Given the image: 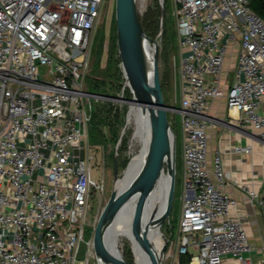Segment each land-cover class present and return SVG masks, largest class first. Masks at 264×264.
<instances>
[{"label":"built area","instance_id":"obj_1","mask_svg":"<svg viewBox=\"0 0 264 264\" xmlns=\"http://www.w3.org/2000/svg\"><path fill=\"white\" fill-rule=\"evenodd\" d=\"M105 3L0 0V264H83L82 246L93 250L90 124L93 102L114 96L93 93L87 79ZM137 3L142 14L148 0ZM172 3L182 85L180 107L169 109L181 115L185 180L179 237L167 239L162 264L183 255L189 264H254L224 159L209 161L208 113L225 94L264 141V18L249 0ZM229 56L237 60L230 85ZM241 185L264 215V185Z\"/></svg>","mask_w":264,"mask_h":264},{"label":"rangeland","instance_id":"obj_2","mask_svg":"<svg viewBox=\"0 0 264 264\" xmlns=\"http://www.w3.org/2000/svg\"><path fill=\"white\" fill-rule=\"evenodd\" d=\"M119 0H106L104 7L96 26V37L92 46V61L87 82L93 93L109 95L108 92L114 95L113 98H100L93 102V114L106 117L107 109L114 107L113 112H119L120 121L117 128V140L113 138V133L110 132L106 122H94L91 125V167L93 180L97 185H93L90 199V218L92 224L98 220L102 211L107 206L113 190L116 188V183L135 154H139L143 148L141 139L136 137L138 127L134 123V118L131 117V104L128 100L134 97L131 81L124 63L120 64V74L116 71L114 58L117 53L120 54L119 40V24H118V2ZM161 1L166 3L167 15L165 19V28L162 34L158 33L153 36L151 32L149 36L155 38L159 42V65L161 73V83L163 81L162 90L164 102L167 105L180 107L181 99V54L178 44V30L176 16L173 11L172 0H148L146 10L141 14H145L150 9H159ZM159 18V15H158ZM158 27V26H157ZM168 33L166 35V32ZM44 73V72H43ZM118 78L119 85H110L109 90L107 85L112 80ZM229 80L232 82L233 75ZM99 82V83H97ZM118 86L119 97L116 95V87ZM129 91H132V96L128 98ZM117 96V98H116ZM114 104V105H112ZM116 114V113H115ZM168 121L174 130L176 136V155H175V175L173 186V197L167 200L163 210L164 216L162 221L155 223L161 229V232L167 239H178L179 237V220L182 212L183 197H184V176L182 172V132H181V115L178 112L167 110ZM168 159V158H167ZM118 160L119 174L115 173V162ZM164 171H168L167 163L165 162ZM99 185V186H98ZM144 192L148 199L152 201L158 194L160 189V181L156 179V175H152L147 182L143 184ZM142 212V213H141ZM167 213V215H166ZM142 214V215H141ZM144 214L143 208L139 207L131 216L140 219ZM126 233V232H125ZM88 237H92V233L88 232ZM119 247L124 253L130 252L132 264H138L137 249L135 241L128 233L120 236ZM80 259L83 264H108L104 256L95 248L88 252V246H82ZM107 261V262H106Z\"/></svg>","mask_w":264,"mask_h":264},{"label":"water","instance_id":"obj_3","mask_svg":"<svg viewBox=\"0 0 264 264\" xmlns=\"http://www.w3.org/2000/svg\"><path fill=\"white\" fill-rule=\"evenodd\" d=\"M118 2L120 55L134 92V97L128 101H139L146 107L149 114L150 141L145 160L141 167L124 188L119 191L116 187L113 190L107 206L102 211L94 234V248L107 261L114 264H131L119 247V238L115 234L114 225L126 201L144 176L154 173L162 162L164 163V168L165 162L167 163V173L170 178L168 201L171 200L173 197L176 163V136L167 118V110L172 105H167L163 98L159 65V42L147 34L142 23L141 10L139 9L137 0H119ZM166 15V3L161 1L158 18L159 34H162L164 31ZM145 43L151 44L154 47L152 71L150 70ZM170 135L172 136V157L168 160L166 158L168 154L166 146H168L167 142ZM115 173L118 176V160L115 162ZM163 217H165L164 212L160 213L158 219L162 221ZM154 220L156 221L157 219ZM161 234L163 246L160 248L159 256L153 260L152 264L163 263L164 253L168 245L167 238L162 232Z\"/></svg>","mask_w":264,"mask_h":264},{"label":"crops","instance_id":"obj_4","mask_svg":"<svg viewBox=\"0 0 264 264\" xmlns=\"http://www.w3.org/2000/svg\"><path fill=\"white\" fill-rule=\"evenodd\" d=\"M181 54V51H180ZM237 60L229 56L225 64L228 84L235 78ZM233 75L232 82L229 80ZM227 92V88L224 89ZM209 117L213 126L209 129V161L220 154L225 162L226 191L237 200L232 214L240 217L246 224L253 246L251 258L254 264H264V215L257 199L250 198L242 183H251L257 190L264 185V141L254 131L246 128L240 121L241 114L236 109H229L225 94L213 100ZM183 131L181 126V132ZM251 146V152H238L237 146ZM184 133L182 132V151ZM183 154V152H182ZM182 172L185 177L182 155Z\"/></svg>","mask_w":264,"mask_h":264},{"label":"bare ground","instance_id":"obj_5","mask_svg":"<svg viewBox=\"0 0 264 264\" xmlns=\"http://www.w3.org/2000/svg\"><path fill=\"white\" fill-rule=\"evenodd\" d=\"M146 52L149 58L150 70H153L154 64V47L151 44L145 43ZM131 117L134 118V123L138 127L136 137L141 139L143 148L139 154H135L130 166L125 170L124 174L119 177L116 187L120 191L124 188L129 180L133 178L134 174L143 164L148 145L150 141V125L149 114L146 107L139 101H131ZM166 148L168 154L166 158L171 159L172 153V136L168 138ZM156 179L160 181V189L158 194L150 201L145 194L143 184L154 175V173L147 174L135 188L129 199L126 201L121 214L114 225L115 234L120 239L124 238L128 233L135 241L137 249L138 264H152L153 260L159 256L160 248L163 246V238L161 229L155 225L156 222L161 221L160 213H163L165 205L168 200L170 190V178L166 171H164V163L154 171ZM139 207L143 208L144 214L138 219L131 215L137 211ZM154 219H157L156 221ZM126 232V233H125ZM108 264H114L108 261Z\"/></svg>","mask_w":264,"mask_h":264},{"label":"trees","instance_id":"obj_6","mask_svg":"<svg viewBox=\"0 0 264 264\" xmlns=\"http://www.w3.org/2000/svg\"><path fill=\"white\" fill-rule=\"evenodd\" d=\"M249 1H250L251 8L257 14H259L261 17L264 18V0H249ZM158 15H159V9L157 8V9L148 10V12L145 14V16L142 17V23H143V26H144L146 32L147 33L151 32L153 36L156 34V31L158 28L157 27L158 26ZM167 34L168 33L166 32V35ZM113 61L116 65V71L120 74L121 73V72H119L120 71V64L122 62L121 55L119 53H117V56L114 58ZM117 79L118 78L112 79L108 83L109 84V85H107L108 90H109L110 85H111V87L119 85L120 81H118ZM97 83H99V82H97ZM162 85H163V81H162ZM115 89H116V93H117L116 95H119L118 90H117L118 86ZM108 94L109 95H106V96H114L113 94L110 93V90H109ZM128 95H129L128 98H130L132 96V91H129ZM112 105H114V104H112ZM113 108L114 107L112 106L109 109H107V111H106L107 116L106 117L101 116V118H100V116L96 112L93 114L94 117H93L91 124H90V139H91V125L94 122H96V120H98V122H106L107 123V126L109 127L110 132L113 133V138L115 140H117V128H116V126L118 125V123L120 121V114H119V112H113L114 111ZM129 253L130 252H126V251L124 252L126 258L132 264V258H131V255ZM189 261H190V256L183 255L181 257V264H189Z\"/></svg>","mask_w":264,"mask_h":264}]
</instances>
